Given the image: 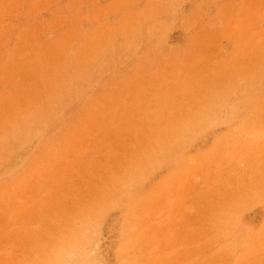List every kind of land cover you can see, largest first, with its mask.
Returning <instances> with one entry per match:
<instances>
[{
  "label": "rangeland",
  "instance_id": "374dc122",
  "mask_svg": "<svg viewBox=\"0 0 264 264\" xmlns=\"http://www.w3.org/2000/svg\"><path fill=\"white\" fill-rule=\"evenodd\" d=\"M0 264H264V0H0Z\"/></svg>",
  "mask_w": 264,
  "mask_h": 264
}]
</instances>
